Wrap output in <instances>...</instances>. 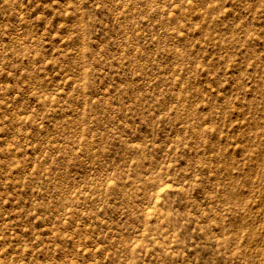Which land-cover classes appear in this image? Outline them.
Wrapping results in <instances>:
<instances>
[{
	"label": "rangeland",
	"instance_id": "374dc122",
	"mask_svg": "<svg viewBox=\"0 0 264 264\" xmlns=\"http://www.w3.org/2000/svg\"><path fill=\"white\" fill-rule=\"evenodd\" d=\"M0 264H264V0H0Z\"/></svg>",
	"mask_w": 264,
	"mask_h": 264
}]
</instances>
